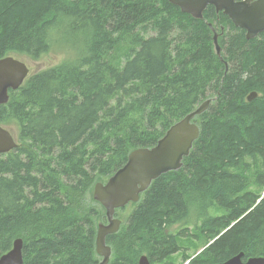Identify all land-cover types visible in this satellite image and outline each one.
<instances>
[{"label": "trees", "instance_id": "trees-1", "mask_svg": "<svg viewBox=\"0 0 264 264\" xmlns=\"http://www.w3.org/2000/svg\"><path fill=\"white\" fill-rule=\"evenodd\" d=\"M53 47L60 63L0 106L17 133L0 155V257L21 239L22 264H98L93 186L213 99L180 169L115 211L107 264L264 259V33L246 40L213 7L196 20L167 0H0V59Z\"/></svg>", "mask_w": 264, "mask_h": 264}, {"label": "water", "instance_id": "water-1", "mask_svg": "<svg viewBox=\"0 0 264 264\" xmlns=\"http://www.w3.org/2000/svg\"><path fill=\"white\" fill-rule=\"evenodd\" d=\"M181 13L196 20L203 19L208 6L222 12L234 25L245 32L246 40L264 33V0H167ZM211 28L210 25H208ZM213 47L217 56L220 47L213 34ZM221 60V59H220ZM27 65L13 57L0 59V106L7 104L9 92L18 90L29 75ZM257 97L252 92L247 97L251 102ZM211 100L204 101L194 111L168 128L165 134L151 148L133 150L126 163L116 170L105 183H96L92 189V199L104 210L105 223L97 226L95 252L101 259L98 264H107L111 250L105 238L118 231L121 221L114 214L117 209L129 203H137L139 196L159 176L179 170L183 158L187 157L193 142L198 138L199 129L194 118L205 112ZM17 147L10 131L0 126V155L7 154ZM199 253V252H198ZM22 241L17 239L11 249L0 257V264H22ZM138 264H150L146 256H141ZM220 264H264L263 258H250L243 261V253Z\"/></svg>", "mask_w": 264, "mask_h": 264}, {"label": "rangeland", "instance_id": "rangeland-1", "mask_svg": "<svg viewBox=\"0 0 264 264\" xmlns=\"http://www.w3.org/2000/svg\"><path fill=\"white\" fill-rule=\"evenodd\" d=\"M62 54H63L62 51H59V50H57V49H55L53 47V49L50 51V53H48L47 55L43 56L38 61H32V60H29V59H27L25 57L18 58V57H14L13 56V58H16V59L24 62L27 65V67L29 68L30 71H40V70H43V69H46V68H49V67H52V66H55V65L59 64L60 61H61V59H62V57H63ZM9 131H10L11 135L13 136V138L16 141L17 140V133H16V131L13 130V129H10ZM129 210L130 209L128 207L127 208V212ZM191 253L192 252H189V254H191ZM177 262L180 263V264H182V261H181L180 256L177 257Z\"/></svg>", "mask_w": 264, "mask_h": 264}, {"label": "bare ground", "instance_id": "bare-ground-1", "mask_svg": "<svg viewBox=\"0 0 264 264\" xmlns=\"http://www.w3.org/2000/svg\"><path fill=\"white\" fill-rule=\"evenodd\" d=\"M216 36H217V34H216ZM217 38H218V36H217ZM217 44H218V41H217ZM248 96H249V95H248ZM248 96H247V97H248ZM208 100H211V99H208ZM212 100H213V99H212ZM212 100H211V102H212ZM211 102H210V104H211ZM210 104H209V105H210ZM200 105H201V104H200ZM109 259H110V258H109ZM147 259H148V258H147ZM148 261H149V260H148ZM150 264H151V263H150Z\"/></svg>", "mask_w": 264, "mask_h": 264}, {"label": "flooded vegetation", "instance_id": "flooded-vegetation-1", "mask_svg": "<svg viewBox=\"0 0 264 264\" xmlns=\"http://www.w3.org/2000/svg\"><path fill=\"white\" fill-rule=\"evenodd\" d=\"M8 154V153H7Z\"/></svg>", "mask_w": 264, "mask_h": 264}]
</instances>
